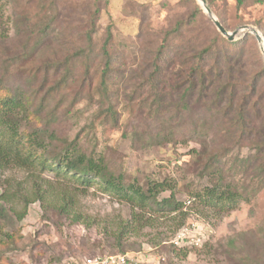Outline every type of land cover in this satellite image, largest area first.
Segmentation results:
<instances>
[{"label":"trees","instance_id":"obj_1","mask_svg":"<svg viewBox=\"0 0 264 264\" xmlns=\"http://www.w3.org/2000/svg\"><path fill=\"white\" fill-rule=\"evenodd\" d=\"M10 1L20 14L14 19L12 38L0 18V185L1 171L14 165L53 171L82 189L99 184L133 209L131 220L122 222L116 232L107 231L108 236L114 233L121 252L125 251L129 231H136L138 226H156L157 219L169 217L179 229L194 212L215 220L251 202L264 188V64L255 35L229 40L196 0H183L188 10L178 13L154 36L151 24L141 23L145 57L138 69L127 75L133 87L127 94V105L143 107L146 122L151 123L131 134L134 142L145 147L177 145L197 137L199 147L192 148L189 167H185L193 176L181 189L176 178H158L153 173L140 178L137 172H128L113 160L107 150L79 143V134L75 138L59 137L54 130L59 115L70 117L84 99L90 105L98 104L91 113V127L119 125L120 94L113 87L117 82L111 79L110 71L115 69L120 75L122 71L109 26L102 48L93 44L100 1H91L89 9L64 24L59 21L61 0H27V8L20 0ZM207 1L214 10L219 0ZM249 4L264 7V0L236 2L239 11ZM142 6L149 8L148 4ZM214 12L228 30L221 9ZM255 25L264 30V16ZM177 61H181L178 79L169 86L178 100L169 97L166 102L170 103L164 105L168 94L165 84L174 75L172 67ZM193 99L205 108L204 121L187 125L186 118L193 120L189 109ZM136 115L132 109L129 118L133 120ZM182 129L189 134L183 135ZM245 147L252 153L241 155ZM235 148L238 152L228 160ZM44 191L36 187L32 198L20 196L25 206L20 220L31 202L44 205ZM167 192L169 195H165ZM11 197L0 191V264H13L8 254L17 245V236L23 237L10 230H15L6 207ZM74 202L71 196H63L54 209L74 223L86 224L83 214L75 211ZM260 229L258 235L239 234L230 240L229 249L238 254H229L232 264H264V225ZM164 249L171 260L179 261L188 257L191 248L169 244Z\"/></svg>","mask_w":264,"mask_h":264},{"label":"rangeland","instance_id":"obj_2","mask_svg":"<svg viewBox=\"0 0 264 264\" xmlns=\"http://www.w3.org/2000/svg\"><path fill=\"white\" fill-rule=\"evenodd\" d=\"M26 1L20 0L23 7H26ZM91 1L94 0H61L60 23L70 22L73 20L72 17L75 18L76 13V16H79L80 11L89 9L87 5ZM99 1L102 9L93 44L96 48H102L105 32L109 26L114 37L118 67L122 71V75L118 74L115 69L110 71L111 79L117 82L113 87L120 94L117 106L119 125L115 128L103 124L91 127L89 125L92 118L91 113L98 108V104L90 105L84 99L69 113L70 117L59 115V123L54 130L59 137L75 138L79 134V143L98 147L99 151L107 150L108 153H112L113 160L121 163L128 172H137L140 178L151 173L158 178H176L180 181V188L183 189L193 176L192 172H187L185 167H189V154L192 148L199 147L195 141L197 137L181 140L177 145L170 143L145 147L134 142L136 138L131 132L134 129L138 131L139 127L148 126L151 122H146L148 119L143 107V110L140 109L136 103L128 107L127 94L133 87L126 78L138 69L139 62L145 57L143 49V38L145 37L140 35L141 23L151 24L153 30L151 35L154 36L158 31L168 27L170 21L178 13L186 12L188 8L182 4L183 0H95L94 2L99 3ZM196 2L206 13L203 3L200 0ZM236 2L237 0H219L213 7L214 10L221 9L223 12L229 27L228 31L253 26L264 37V30L255 25V22L264 16V7L249 4L239 11ZM62 3L64 5H61ZM206 3L210 7L207 0ZM143 4H148L149 8H144ZM143 9L148 11H143ZM210 9L218 18L214 10L211 7ZM19 14L14 11L10 0H0V18L11 38L15 35L14 19ZM206 15L208 16L207 13ZM144 33L142 32V35ZM248 33L251 32L246 34ZM159 35L163 36V33ZM244 36H237L235 40L242 39ZM262 60L264 64L263 55ZM180 64L181 61L174 64L172 67L174 75L170 77L169 83L165 84L168 92L164 98L165 102L169 97H172V101L178 100V96L174 95L169 85L174 86L176 83L178 79L176 72L180 71ZM256 65L254 64V67ZM99 67H103V60ZM135 82L138 81L135 80ZM169 103L167 101L164 105ZM189 106L193 120L186 118L187 125H192L189 122H197L199 119V121H204L205 108L194 99L189 102ZM131 108L137 114L133 120L129 118ZM60 113L64 114L62 110ZM140 119L142 123H138ZM207 119L211 120L209 117ZM90 127L91 130H89ZM174 132L178 134L179 130ZM185 132L187 131L182 129L183 135ZM209 136H212L211 132ZM237 152L238 149L235 148L232 154L228 155V160ZM240 153L246 156L252 151L245 147L240 150ZM1 176V193L8 192L12 196L11 202L6 204L7 213L11 216L15 226V230L12 228L10 230L23 236L22 239L19 235L17 236V245L8 254L13 264H87L89 258L115 254H128L134 258L133 264H232L229 254H238L235 250L229 249L231 248L230 240L240 237L239 234L255 233L258 235L260 227L264 225L263 188L251 202L242 203L239 208L221 218L215 217V220H209L196 212L191 213L183 225H189L192 222L203 224V229H201L205 233L206 240L204 245L191 248L185 260H171V255L164 249L172 244L171 240L178 230L175 228L174 221L169 217L157 219L156 226L144 228L138 226L136 231L130 230L129 240L125 242V251L121 252L117 238L113 236L114 233L108 236L107 231L116 232L122 222L131 220L133 209L128 204L118 201L112 193L103 190L99 184H94L89 189H82V186L70 182L69 179L57 177L53 171H40V167L27 169L16 165L2 170ZM36 187L45 190L43 194L46 201L44 205L38 201L31 202L25 218L20 220L19 215L25 210L20 196L32 198ZM178 195L185 200L183 193ZM63 196H71L74 199V209L83 214L86 224L84 222L74 223L70 218L59 215L54 209V206H57L55 204L61 202ZM48 206L53 208L50 209Z\"/></svg>","mask_w":264,"mask_h":264},{"label":"built area","instance_id":"obj_3","mask_svg":"<svg viewBox=\"0 0 264 264\" xmlns=\"http://www.w3.org/2000/svg\"><path fill=\"white\" fill-rule=\"evenodd\" d=\"M203 224L191 223L180 227L171 240L178 247L194 248L204 245L205 233L202 231ZM202 228V229H201ZM134 258L128 254H115L89 258L87 264H133Z\"/></svg>","mask_w":264,"mask_h":264},{"label":"water","instance_id":"obj_4","mask_svg":"<svg viewBox=\"0 0 264 264\" xmlns=\"http://www.w3.org/2000/svg\"><path fill=\"white\" fill-rule=\"evenodd\" d=\"M200 1L203 3V6H204V9H205L206 13L212 19V21L215 24V26L217 27V29L224 36H226L229 40H235V38L237 36L246 35L247 32H251L252 34H254L256 39H257V41H258V44H259L260 50L262 52V55L264 57V37L262 36V34L255 27H253V26H244V27H242V29L234 30L232 32H229L227 29H225L223 27V25L221 24L219 19L216 18V16L213 14L212 10L210 9V7L206 3V0H200Z\"/></svg>","mask_w":264,"mask_h":264}]
</instances>
